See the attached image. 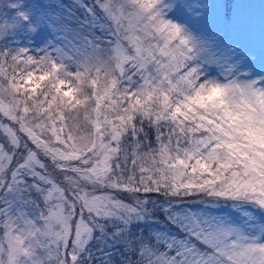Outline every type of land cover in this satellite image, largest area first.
Masks as SVG:
<instances>
[{"label":"snow or ice","instance_id":"obj_1","mask_svg":"<svg viewBox=\"0 0 264 264\" xmlns=\"http://www.w3.org/2000/svg\"><path fill=\"white\" fill-rule=\"evenodd\" d=\"M0 264H264V0H0Z\"/></svg>","mask_w":264,"mask_h":264}]
</instances>
